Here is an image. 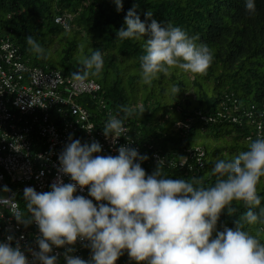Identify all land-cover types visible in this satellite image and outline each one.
I'll list each match as a JSON object with an SVG mask.
<instances>
[{
  "label": "clouds",
  "instance_id": "obj_1",
  "mask_svg": "<svg viewBox=\"0 0 264 264\" xmlns=\"http://www.w3.org/2000/svg\"><path fill=\"white\" fill-rule=\"evenodd\" d=\"M112 3L119 12L122 0ZM243 6L247 14H255V0H243ZM152 16L148 10L142 21L134 4L115 33L120 41L143 39L142 82L150 84L170 69L193 76L206 73L213 62L207 44L198 43L199 37L182 27L158 23ZM25 43L38 57L46 55L31 35ZM103 64V53L94 50L71 79L83 83L89 75L99 74ZM170 93L176 96L179 89L172 86ZM144 111L142 105L120 106L103 124L105 139L115 144L127 133L125 120ZM69 140L57 159L58 173L70 182L58 177L44 192L26 187V211L13 215L25 227L35 224L37 250H22L19 243L13 246V237L7 236L0 241V264H60L61 255L63 264H115L124 252L136 264H264V243L246 227L264 224V205L257 194V184L264 177V135L249 138L247 147L229 159L217 157L211 186H203L198 177L165 178L163 160L146 174L141 162L147 157L127 144L117 147L116 155H100L98 141ZM85 187L87 197L73 195ZM234 201L242 202L246 210L232 228L221 225L218 230L220 214L232 216L236 211ZM77 241L89 249L88 259L72 255ZM61 248L62 253L54 252Z\"/></svg>",
  "mask_w": 264,
  "mask_h": 264
},
{
  "label": "trees",
  "instance_id": "obj_2",
  "mask_svg": "<svg viewBox=\"0 0 264 264\" xmlns=\"http://www.w3.org/2000/svg\"><path fill=\"white\" fill-rule=\"evenodd\" d=\"M134 4L142 21L150 10L158 23L180 26L190 36H198V43L207 44L213 62L206 73L193 76L170 69L168 75L144 84L139 72L143 39L120 41L115 36ZM255 7V14L249 15L243 0H122L117 12L112 0H0V34L9 37L30 67L69 78L86 56L101 51L102 70L86 78L100 90L77 102L101 124L120 106L142 105L145 111L124 123L146 145L143 151L148 158L141 162L145 173L156 169L150 157L156 153L164 161L165 178L198 177L203 186H211L216 158L229 159L244 150L249 138L257 136L256 123L264 119V0H255ZM60 15H69L66 29L54 23ZM28 35L46 50L45 56L30 51L25 43ZM172 86L179 89L176 96L170 93ZM218 112L225 117L207 121ZM186 119L190 120L186 128L176 125ZM195 148L203 151L201 169L187 154ZM257 194L264 205V177ZM232 206L236 209L232 216L220 214L218 230L221 225L232 228L246 210L239 201ZM246 227L264 243V224Z\"/></svg>",
  "mask_w": 264,
  "mask_h": 264
},
{
  "label": "built area",
  "instance_id": "obj_3",
  "mask_svg": "<svg viewBox=\"0 0 264 264\" xmlns=\"http://www.w3.org/2000/svg\"><path fill=\"white\" fill-rule=\"evenodd\" d=\"M68 21L69 15L54 18V23L63 29L68 27ZM99 90L100 86L92 80L77 83L58 71L46 72L30 67L22 61L9 37L0 34V241L11 236L13 246L19 243L22 250H37L35 238L38 232L35 224L25 227L18 224L13 215L16 211H26L23 198L26 187L44 192L58 177L64 183L70 182L67 176L58 173L57 159L70 142L69 137L79 139L82 144L98 141L101 145L100 155H116V148L127 144L140 155L148 156L143 151L146 145L139 136L129 131L125 123L127 133L118 138L115 144L111 138L105 139L103 124L77 102L81 97L94 96ZM224 117L218 112L206 120L212 122L215 118ZM189 122L186 119L185 123L176 125L186 128ZM90 127L93 128L89 130ZM263 131L264 119L256 123L257 135ZM187 154L198 169L203 167L202 149L187 150ZM150 157L156 164L162 160L156 153ZM182 163L183 160L179 165ZM191 168L189 165L188 170ZM73 195L87 197V187L83 191L77 189ZM72 247L75 249L73 256L89 258L85 243L77 241ZM63 251V248L54 249L56 253ZM26 255L31 259L29 252L26 251ZM58 259L63 264V256H58ZM115 264L136 262L124 252Z\"/></svg>",
  "mask_w": 264,
  "mask_h": 264
},
{
  "label": "rangeland",
  "instance_id": "obj_4",
  "mask_svg": "<svg viewBox=\"0 0 264 264\" xmlns=\"http://www.w3.org/2000/svg\"><path fill=\"white\" fill-rule=\"evenodd\" d=\"M200 143V142H199ZM201 144V143H200Z\"/></svg>",
  "mask_w": 264,
  "mask_h": 264
}]
</instances>
